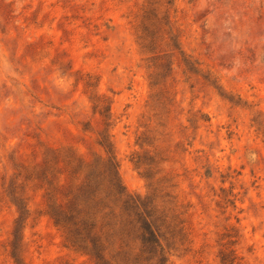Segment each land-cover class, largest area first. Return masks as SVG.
I'll list each match as a JSON object with an SVG mask.
<instances>
[{"label": "rangeland", "instance_id": "1", "mask_svg": "<svg viewBox=\"0 0 264 264\" xmlns=\"http://www.w3.org/2000/svg\"><path fill=\"white\" fill-rule=\"evenodd\" d=\"M164 175L189 238L169 264H264V0H0V264H109L94 214Z\"/></svg>", "mask_w": 264, "mask_h": 264}, {"label": "trees", "instance_id": "2", "mask_svg": "<svg viewBox=\"0 0 264 264\" xmlns=\"http://www.w3.org/2000/svg\"><path fill=\"white\" fill-rule=\"evenodd\" d=\"M143 47L146 48V45ZM93 93L99 103L96 107H101L99 112L104 121L98 142L108 155V160L116 163L110 137L109 104L95 89ZM143 175L150 179L144 172ZM95 178L96 175L91 174L82 182L70 179L67 201L64 205L60 204L61 214L48 213L57 225L66 227L63 217L74 212L81 197L91 194L92 200L96 199L97 196L91 190ZM172 181L173 178L164 175L159 180L161 185L153 186L151 194L147 196L129 193L120 182L117 183L120 187L117 184L112 186L122 206H106L103 211L94 214L106 220L101 228V236L106 243L109 264H169L171 256L187 245L188 232L181 205L173 192ZM47 205H52L50 192H47Z\"/></svg>", "mask_w": 264, "mask_h": 264}]
</instances>
